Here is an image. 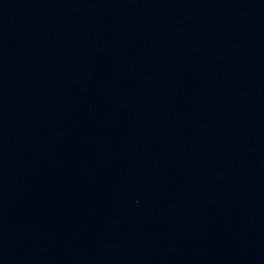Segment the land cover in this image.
Here are the masks:
<instances>
[{
	"label": "water",
	"instance_id": "1",
	"mask_svg": "<svg viewBox=\"0 0 264 264\" xmlns=\"http://www.w3.org/2000/svg\"><path fill=\"white\" fill-rule=\"evenodd\" d=\"M0 264H264V238L81 222L0 208Z\"/></svg>",
	"mask_w": 264,
	"mask_h": 264
}]
</instances>
